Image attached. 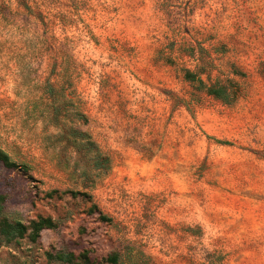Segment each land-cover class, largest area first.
<instances>
[{
    "label": "rangeland",
    "instance_id": "1",
    "mask_svg": "<svg viewBox=\"0 0 264 264\" xmlns=\"http://www.w3.org/2000/svg\"><path fill=\"white\" fill-rule=\"evenodd\" d=\"M0 148V264H264V0H0Z\"/></svg>",
    "mask_w": 264,
    "mask_h": 264
},
{
    "label": "trees",
    "instance_id": "2",
    "mask_svg": "<svg viewBox=\"0 0 264 264\" xmlns=\"http://www.w3.org/2000/svg\"><path fill=\"white\" fill-rule=\"evenodd\" d=\"M185 80L193 85H197L204 90L207 95L214 97L221 101L225 105H231L236 101V97L232 95L231 91L224 85L217 84L216 86H207L200 77L190 71L185 73ZM61 135L64 133L61 129ZM72 133V148L80 153L84 148H90V153L95 156V169L101 168V162L99 158L100 152L97 146L89 141V137L80 132L79 130L71 129ZM104 162H107L106 160ZM0 163L7 169L21 170L25 173L28 172V168L25 166H19L13 162L11 157L0 148ZM5 197L0 196V248L3 246L17 243L20 240L29 238L32 242H37L41 234L46 230H53L56 228L55 223L50 218H40L37 221H32L30 224L25 225L22 222H11L5 216ZM51 260H55L64 264H73L77 259L72 253H59L56 256H50ZM115 262V260H113Z\"/></svg>",
    "mask_w": 264,
    "mask_h": 264
}]
</instances>
